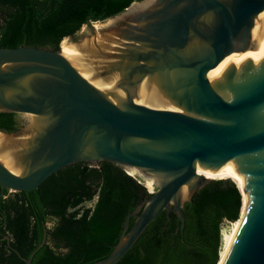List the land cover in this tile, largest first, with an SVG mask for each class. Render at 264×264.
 <instances>
[{
	"label": "water",
	"instance_id": "water-1",
	"mask_svg": "<svg viewBox=\"0 0 264 264\" xmlns=\"http://www.w3.org/2000/svg\"><path fill=\"white\" fill-rule=\"evenodd\" d=\"M148 1L114 15L125 22L100 29L99 44L93 22L103 20L88 24L92 38L72 40H92L98 70L91 74L62 53L61 42L58 49L0 47V112L23 120L15 131L0 129V198L76 162L136 171L151 195L127 215L113 250L93 263L116 264L162 210L183 227V204L213 180L193 178L197 165L237 158L253 200L224 264H264V59L234 64L215 79L200 74L252 46L264 0H157L132 11ZM155 81L169 98L141 102V87ZM10 247L32 264L33 252Z\"/></svg>",
	"mask_w": 264,
	"mask_h": 264
},
{
	"label": "trees",
	"instance_id": "trees-1",
	"mask_svg": "<svg viewBox=\"0 0 264 264\" xmlns=\"http://www.w3.org/2000/svg\"><path fill=\"white\" fill-rule=\"evenodd\" d=\"M133 1L0 0V47L58 49L63 38H74L83 25L113 17ZM16 117L0 112V129H18ZM128 172L109 161L95 166L76 162L30 191L5 189L0 198V264H25L10 246L26 257L33 252L32 264H93L106 257L127 215L151 195ZM231 173L242 200L234 183L214 178L183 204L182 228L176 213L162 210L116 264H220L221 224L243 222L249 203L247 186L236 171ZM134 220L129 218L128 228Z\"/></svg>",
	"mask_w": 264,
	"mask_h": 264
},
{
	"label": "bare ground",
	"instance_id": "bare-ground-1",
	"mask_svg": "<svg viewBox=\"0 0 264 264\" xmlns=\"http://www.w3.org/2000/svg\"><path fill=\"white\" fill-rule=\"evenodd\" d=\"M157 0H151L150 2H145L139 5H136L133 7L132 11L136 12L138 10L145 9L149 7L151 4L156 2ZM96 31V41L98 40V43L93 44H99L101 42L102 36L99 35V30L97 29L98 25H100L99 22H96L93 24ZM114 21H111L110 23H105L101 25V28L107 27V29L114 28ZM100 28V26H99ZM253 42L250 49L243 52H233L231 54L226 55L219 64L211 68L203 73H200L201 75L211 77L212 79L219 78L222 75L225 74L228 67L233 66L234 64L240 63V62H249V61H259L260 59H264V10L259 13V15L256 18V24L253 29L252 33ZM62 53L67 56L69 59L78 62L80 65L84 66L90 74L95 72L97 69V65L95 63V59L91 56L93 51L92 49V40L85 39L82 40L81 45L77 46L74 43L66 42V39L62 40L60 45ZM247 51V53H246ZM226 70V71H224ZM90 74H83L85 77H88ZM102 79H97L96 82H101ZM111 81H108L106 84L107 86H110ZM164 90H161V87L158 86V83L155 81L153 85L148 84L147 87L143 86L140 89V96H141V102L142 101H153L155 103L166 101L168 99V95L163 92ZM3 139L0 135V141ZM216 166V169L212 170L211 167ZM237 158L229 160L228 158H224L222 160H215L213 163L207 165V166H200L197 165V171L195 173L196 177H202V178H229L233 180L235 183L236 181L230 177V176H236L234 173L230 174L231 171H236L238 176L240 177L243 184L247 186L248 191V208L253 200V188H250L247 184V181L243 180V178L240 176V169H237ZM237 184V183H236ZM238 186V185H237ZM239 188V187H238ZM240 190V189H239ZM241 192V191H240ZM242 196V193H241ZM243 199V196H242ZM247 208V209H248ZM241 216V214H240ZM245 217V216H244ZM240 218V217H239ZM244 219V218H243ZM233 224V223H232ZM242 222L239 223V226L235 230V232H231L229 230L222 229L220 236H221V247H220V255H221V262L220 264H224L225 260L229 256V253L231 251V248L233 247V244L235 242L238 230L241 226Z\"/></svg>",
	"mask_w": 264,
	"mask_h": 264
},
{
	"label": "rangeland",
	"instance_id": "rangeland-1",
	"mask_svg": "<svg viewBox=\"0 0 264 264\" xmlns=\"http://www.w3.org/2000/svg\"><path fill=\"white\" fill-rule=\"evenodd\" d=\"M111 21H114V25H116V26H121V23L124 21L123 19H121V18H119V17H112V18H108V19H106V20H103V21H100L99 23H100V25H98V27H97V29L98 30H100V29H102L101 28V25L102 24H105V23H110ZM125 22V21H124ZM94 23H96V22H93V24ZM99 26H100V28H99ZM92 30H91V28L89 27V25H83L82 27H81V29L77 32V34L75 35V37L74 38H67L66 39V42H73L72 40L73 39H76V38H80V37H86V36H89L90 38H92ZM20 115V114H19ZM20 117H21V115H20ZM21 119H22V117H21ZM132 174H137V172L136 171H132V170H129ZM232 174V173H231ZM146 185V184H145ZM146 187H147V189L149 190L150 188H149V186H147L146 185ZM93 202H94V200L93 201H90V202H86L85 203V205L86 206H91L92 204H93ZM247 208H248V203H247V205H246V209L245 210H247ZM239 226V224L238 223H236V224H234V222H233V224L231 225L229 222H227V221H224L222 224H221V229H225V230H228L229 229V231H231V232H235V230L237 229V227ZM221 247V246H220Z\"/></svg>",
	"mask_w": 264,
	"mask_h": 264
},
{
	"label": "flooded vegetation",
	"instance_id": "flooded-vegetation-1",
	"mask_svg": "<svg viewBox=\"0 0 264 264\" xmlns=\"http://www.w3.org/2000/svg\"><path fill=\"white\" fill-rule=\"evenodd\" d=\"M250 49V48H249ZM248 49V50H249ZM247 50V51H248ZM247 51H246V53H247ZM17 114V117H16V121H17V125L20 127L21 126V124H22V122H23V120L21 119V117H20V115L18 114V113H16Z\"/></svg>",
	"mask_w": 264,
	"mask_h": 264
},
{
	"label": "built area",
	"instance_id": "built-area-1",
	"mask_svg": "<svg viewBox=\"0 0 264 264\" xmlns=\"http://www.w3.org/2000/svg\"><path fill=\"white\" fill-rule=\"evenodd\" d=\"M227 222H228V221H227ZM229 223L232 225L233 222H229ZM228 230H229V229H228ZM221 231H222V229L220 228V233H221Z\"/></svg>",
	"mask_w": 264,
	"mask_h": 264
}]
</instances>
